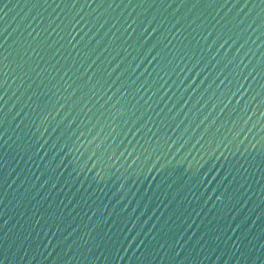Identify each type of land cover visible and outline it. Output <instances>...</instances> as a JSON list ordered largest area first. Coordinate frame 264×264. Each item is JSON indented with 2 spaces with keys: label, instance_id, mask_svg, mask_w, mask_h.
Masks as SVG:
<instances>
[{
  "label": "water",
  "instance_id": "obj_1",
  "mask_svg": "<svg viewBox=\"0 0 264 264\" xmlns=\"http://www.w3.org/2000/svg\"><path fill=\"white\" fill-rule=\"evenodd\" d=\"M0 264H264V0H0Z\"/></svg>",
  "mask_w": 264,
  "mask_h": 264
}]
</instances>
